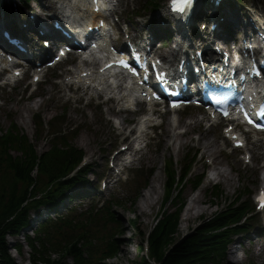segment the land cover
I'll list each match as a JSON object with an SVG mask.
<instances>
[{
    "label": "trees",
    "instance_id": "trees-1",
    "mask_svg": "<svg viewBox=\"0 0 264 264\" xmlns=\"http://www.w3.org/2000/svg\"><path fill=\"white\" fill-rule=\"evenodd\" d=\"M4 166L8 169V160L4 162ZM54 175L55 172H50L51 179L56 177ZM14 181L10 186L0 183V264H15L9 254L10 247H8L6 237L16 235L19 229L26 224L28 211L36 204L35 195L44 190L37 184L32 187L31 179L29 182H24L21 178H16ZM55 181L51 180L50 184ZM57 189L55 183L45 196H50L51 192ZM177 221V214H166L160 219L149 239L148 259L150 261L154 260L160 264H210L215 261L214 258L222 256L221 234L216 231L225 224L223 215L218 216L212 222L203 224L199 230L175 245ZM141 235L143 234L141 233ZM41 237L49 238L45 232L38 234L34 239L27 238L31 250H35L37 241L41 245H46L40 240ZM45 247L42 248L45 249ZM142 249L140 247V250ZM83 250L84 253L77 251L76 243H72L64 252L59 253L60 256L57 258L53 256L40 257L37 263L35 260L39 256L32 255L31 264H68L67 257L71 259L72 264H93L91 260L86 261L84 258L85 254H91V247L85 245ZM45 253L43 252L42 255ZM139 264H150V262L142 257Z\"/></svg>",
    "mask_w": 264,
    "mask_h": 264
},
{
    "label": "rangeland",
    "instance_id": "rangeland-1",
    "mask_svg": "<svg viewBox=\"0 0 264 264\" xmlns=\"http://www.w3.org/2000/svg\"><path fill=\"white\" fill-rule=\"evenodd\" d=\"M35 1L36 0H34V2ZM40 5H44V3H42ZM31 6L34 7L33 13H35L37 10L40 9V6L36 7L35 3H32ZM42 91L45 92L46 94L51 93V89L49 87L42 89ZM68 106H69L70 110L67 113V119L70 118L73 121V123H80V122L83 123L84 121H86V124H91V126L93 127V130L88 129L86 131L77 133V141L74 143V145L84 149V151H86L88 153L90 163H92L93 165L94 164L98 165L97 163H98L99 159L106 157V154L104 152L100 151L103 149V148H101V145H103L107 142H112V145H114L116 143V141L109 138L108 129L100 123V114H99L100 112L95 111V110H88L86 108H83L84 105H81L80 111L82 113H80V114L77 113L74 110V108L77 106V104L75 103V97H73L71 99ZM58 109H59L58 97H54L52 100H49L48 102L46 101V99H44L43 105L39 108V111L42 114L48 115L50 117V116H54L56 113H58ZM167 119H168V117H166L165 121H167ZM22 123H24L26 130L30 133L29 138L34 141V137H33V133H32L33 122H30V119L28 117L27 118L23 117ZM0 124L4 127H6L8 124V118H5L3 114L0 117ZM93 132H95V134ZM81 136H83L84 139L86 140V146H82L79 144L78 140L80 139ZM210 143L211 142H206V143L200 144L199 147H201L203 149L205 145L210 144ZM106 147L108 148L109 145H107ZM181 153H182V150H179L177 152V156H181ZM214 153L217 154L216 152H214ZM148 158H157V155H148ZM209 161L210 160L208 159V162ZM150 164H151V161H149V165ZM218 165L223 166L222 168L229 171L228 168H226V166L224 165V163L222 161H218ZM96 172H99V169H97ZM200 172H201V169H200V166H198L195 170L194 175H198V174H200ZM157 174H158V180L155 184H156V186H158V188L156 189L157 190L156 193H154V195H153V199L155 201L156 200L157 201L155 202L152 209L149 211V214H147L148 210L142 211L140 213L138 211V209L136 208L137 203L140 202V200H141V196L142 195L145 196L147 194V191L149 190L147 188L148 186L146 187L147 188L146 190L144 189L141 191L139 197L137 198L136 204L134 206L132 205V203H127L125 205V210H118V209L114 210L115 219L117 220V222H119L122 225V229L126 230L124 237L118 238V239L123 240V241H127V242L122 243V247L120 248V254H118L115 259L105 261L104 262L105 264H137L136 262L138 260H140L139 259L140 256H138V253L136 250V246L141 242V239H142L139 232H142V233L147 232V230L150 228L151 224L157 218L155 216L158 215L160 212L158 207H159V203L161 202L162 194H163L162 176H161L162 174L161 173H157ZM230 176L232 178L231 185L227 186L226 184H222V189H221V191H223V193H224V196H226L228 198L233 196L234 193L236 192V190L241 187L240 181L237 180V175L230 174ZM154 178H153V180H154ZM91 179H92V177H91ZM131 197H132V191L128 192L125 195L126 199L131 198ZM191 197H192V195L189 197V199ZM142 199H143V197H142ZM85 207H86V201L82 202V205H80V207L77 208V210H84ZM202 207L207 209L203 214H201L199 216H194L193 218H190L188 221L181 223V229L182 230L179 231V236L182 233H186L187 231H189L190 229L195 227V225L198 224L202 218H210V216L216 212V208L213 207L212 205L204 204ZM43 214H44L43 216H46L45 212ZM183 214H184V212H183ZM75 218H77V215L75 216ZM135 218H136V226L140 230H137V229L134 230L132 228V226L134 225L133 221ZM101 229H102V227H98L96 224H94L92 226V232L94 234L93 236L99 235ZM21 242L24 244L23 241H21ZM247 246H248V243L246 242L244 248H246ZM231 250H236L238 252L237 256L242 258V254H241L242 249H239L238 247H236V248H232ZM13 254H14V256H15V258L19 264H28L29 254H28V251L26 248H23L21 254H19V255H17L18 253H16L15 251H13ZM236 258L237 257H234V258H231L230 260L234 261V260H236ZM228 260L229 259L227 257L226 260L224 261V264H227V263L229 264ZM67 261L70 262V259H67ZM230 264H233V263L230 262Z\"/></svg>",
    "mask_w": 264,
    "mask_h": 264
},
{
    "label": "bare ground",
    "instance_id": "bare-ground-1",
    "mask_svg": "<svg viewBox=\"0 0 264 264\" xmlns=\"http://www.w3.org/2000/svg\"><path fill=\"white\" fill-rule=\"evenodd\" d=\"M56 3H58L59 2V0H57V1H55ZM69 2H70V0H69ZM63 3H61V5H62ZM77 4H79V3H77ZM61 5H60V7L58 6V5H53V3L51 2L50 4H49V7L48 8H51V9H48V11H50V12H52V13H54V14H56V11L58 12V10L61 8ZM80 7L81 8H84V9H86L87 8V5L86 4H80ZM60 12V11H59ZM58 12V13H59ZM91 20L92 19H94L95 17H96V15H94V14H91V13H89V12H86L85 13ZM223 14H225V13H223ZM49 17H45V18H42V20H44L43 22L45 23V22H49V21H51V20H49L48 19ZM27 23H29V21L27 22ZM33 24V23H32ZM172 25H174V23H171V26ZM29 27V26H28ZM27 27V25L25 26V30H26V32L28 33L29 32V28ZM46 35V34H45ZM54 34H48V36H50V37H52ZM0 65H4L3 63H1L0 62ZM91 83L92 84H94V85H97V86H99V87H102V89H103V83H102V81H101V79H97V78H94L93 80H91ZM114 98L115 99H117V100H121L122 99V96L120 97V96H114ZM124 100V102H123V104H122V106L121 107H129L130 105H131V102L129 101V98H128V96H123V99H122V101ZM150 120H149V118L147 117V115L146 116H144V118L140 121V127L141 126H143L146 122H149ZM166 132L167 133H169V130H168V127H166ZM177 139H178V141H179V146L180 147H182V146H184V142L182 141L183 140V138H184V136H182V135H179V136H177L176 137ZM80 141L81 142H83L85 145H86V142H85V140H84V138L83 137H81L80 138ZM131 145V144H130ZM216 145V144H215ZM166 148H169V146L168 145H166ZM131 150V148H128V151H130ZM141 150L139 149V150H136L135 151V153H138V152H140ZM208 151H209V146H206L205 147V154H208ZM124 153L125 152H119L118 153V155L116 156V158H119L120 159V157L122 156V155H124ZM123 158V160H126L127 158L126 157H122ZM230 174L231 173H228L225 169H223V168H217V172L216 173H214V174H211V176H207V178L205 179V183L201 186V192L204 190V188L207 186V185H209L210 183H212V181H214L216 178L214 177L215 175H216V177H217V179H218V183H221V181L224 183V184H226L227 186H229V185H231V176H230ZM157 174L155 175V178H154V183L155 182H157ZM16 178L15 177H13V180L11 181V184L10 185H12L15 181ZM66 184L67 185H71L72 186V191L75 193V194H78V196L81 198V200H83V202L84 201H86V200H88V199H93V198H95V195H93V193H92V189H90L87 193H82V192H80V191H76V189H75V187H74V185H72L71 183H70V181L69 180H67L66 181ZM262 186H264V184H262ZM95 188V187H94ZM149 190L147 191V194L144 196H142L143 197V199H142V197H141V200H140V202H138V204H137V209H138V211L141 213L142 211H145V210H147V209H149L156 201L153 199V195H154V193H156V187H155V184L152 186V184H150L148 187H147ZM203 189V190H202ZM203 203H205V201L203 200V199H200V197H199V195H198V193H195V195L189 200V202H188V205H187V207H186V209H185V215H184V217L182 218V220H181V223H183V222H186V221H188L190 218H193L194 216H199V215H201V214H203L207 209H205L204 207H202L201 205L203 204ZM55 217H59V215H56ZM180 228H181V226H180ZM23 233L26 235V234H30L31 233V231L30 232H26V230L24 229L23 230ZM250 238H252V236H249ZM236 255V251H231L230 253H229V258L231 257V256H235Z\"/></svg>",
    "mask_w": 264,
    "mask_h": 264
},
{
    "label": "snow or ice",
    "instance_id": "snow-or-ice-1",
    "mask_svg": "<svg viewBox=\"0 0 264 264\" xmlns=\"http://www.w3.org/2000/svg\"><path fill=\"white\" fill-rule=\"evenodd\" d=\"M174 2H175V0H174ZM183 3H184V5L185 6H191V4H192V0H183ZM181 11H183L184 9L183 8H181L180 9ZM120 63H125L124 61H120ZM161 75H163V74H161ZM175 106V105H174ZM261 200H262V204H261V206L262 207H264V197H261Z\"/></svg>",
    "mask_w": 264,
    "mask_h": 264
}]
</instances>
